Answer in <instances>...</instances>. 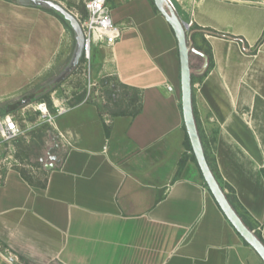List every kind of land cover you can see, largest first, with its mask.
Masks as SVG:
<instances>
[{"label": "crops", "instance_id": "obj_1", "mask_svg": "<svg viewBox=\"0 0 264 264\" xmlns=\"http://www.w3.org/2000/svg\"><path fill=\"white\" fill-rule=\"evenodd\" d=\"M110 9L122 31L114 44L93 47V79L139 93L141 108L104 119L87 100L70 104L69 122L55 123L66 148L44 187L17 169L0 171V264H264L220 209L186 145L171 26L151 0ZM184 14L193 46L205 40L213 57L205 74L203 62L195 69L190 58L196 112L214 138L207 140L213 168L264 240V36L257 44L264 6L197 0ZM66 42L56 14L0 0V104L48 72Z\"/></svg>", "mask_w": 264, "mask_h": 264}, {"label": "rangeland", "instance_id": "obj_2", "mask_svg": "<svg viewBox=\"0 0 264 264\" xmlns=\"http://www.w3.org/2000/svg\"><path fill=\"white\" fill-rule=\"evenodd\" d=\"M10 1L18 2L20 0ZM55 1L62 4L73 14H85V0ZM118 1L121 0H107L109 8L113 2ZM174 2L178 15L181 19H183V17H185L184 10L182 9L181 5H179L176 1ZM192 27L193 25L190 27L189 32ZM66 37L68 42H66L62 48V51L58 55L54 66H52L48 72L32 81L28 88L20 92V94H18L15 98L6 99L2 105L0 104V107H9L11 109L15 107V109H13L11 112L15 114L18 120H20V124L24 129V134L18 137L19 140L17 145H15L13 142L11 143L14 146L15 151L18 153V156H14L16 161L12 162L11 168L21 170L28 177H30L32 182L37 184L45 181L47 174L46 171L49 165L54 166L55 162L52 160L53 155L64 154L66 141L63 137L61 138L58 136L56 127L58 126L61 129L64 124L69 122L70 115L74 113L69 112L66 114L63 113L64 115H57L53 99L59 100V102L63 101L62 105L68 106L77 94L84 92L86 96L88 89H90V95L87 99V102L95 104L102 113V118L104 119H109L111 116L109 111H113L119 107L114 104L115 99H119L117 100L120 103L119 105L127 112L133 111L136 108V104H128V101L119 98L120 93L118 92L115 94V96L113 95L115 98L109 101L107 100L106 93L104 91L108 88V86L110 87L113 85V81L105 83L107 84V87L106 85H102V88L98 87L100 84H96L95 86L89 85L90 83L94 82L92 74V63L94 62L92 53L93 47L91 48L92 55L89 62L82 60L81 58L78 66L71 73L67 74L63 79H59L60 74L68 66L75 47L74 33L72 29L68 28L67 26ZM190 58L197 59L195 62H193L194 64H192L195 69L200 66L201 62H203V58L197 57L192 52L190 53ZM58 63L59 66H57ZM23 101H25V103H23ZM40 101H45L47 103L49 111L55 117L54 125L50 124L48 121H42V118H40V113L33 109L32 105H35ZM23 118L25 119V122H21ZM39 135H41V138H39ZM205 137L209 143H212L211 137L207 135H205ZM4 147H6V144H0V157L5 154V150H3ZM209 149V154H211L210 146ZM5 167L6 166L3 163H0V171L5 169ZM162 171H165V169Z\"/></svg>", "mask_w": 264, "mask_h": 264}, {"label": "water", "instance_id": "obj_3", "mask_svg": "<svg viewBox=\"0 0 264 264\" xmlns=\"http://www.w3.org/2000/svg\"><path fill=\"white\" fill-rule=\"evenodd\" d=\"M23 4L52 8L62 18L68 22L75 37V47L68 66L60 74L59 79H63L71 73L79 64L82 58L84 35L80 23L76 16L62 4L55 0H20ZM156 9L166 19L171 26L177 40L179 60H180V82H181V107L185 130L194 154L196 163L200 169L204 182L219 205L220 209L230 221L235 230L243 240L248 243L264 262V243L258 238L255 232L250 229L242 220L240 215L231 205L224 189L220 186L213 171L211 170L204 148L197 129L193 111V89L192 71L190 67V52L196 53L203 58L201 71L207 68L208 60L206 54L193 47L191 32L187 30V23L179 17L176 11L167 3L166 0H152ZM25 103V101H23ZM53 160L56 155H53ZM52 167V166H51Z\"/></svg>", "mask_w": 264, "mask_h": 264}, {"label": "built area", "instance_id": "obj_4", "mask_svg": "<svg viewBox=\"0 0 264 264\" xmlns=\"http://www.w3.org/2000/svg\"><path fill=\"white\" fill-rule=\"evenodd\" d=\"M167 3L177 12L175 5L176 1L181 5L184 11L189 10L194 6L197 0H166ZM230 2L238 3H248L253 5L264 6V0H226ZM84 15L74 14L78 19L80 26L84 35V46L82 52V59L85 61H90L91 58V48L94 46H100L103 44L112 45L120 37L122 31V25L115 23L111 16V9L108 6L107 0H85L84 1ZM180 17V16H179ZM185 21V20H184ZM187 23V30L192 26V20L185 21ZM90 86H95L96 83H90ZM166 88L171 91L172 86L166 85ZM90 95V89L84 98L87 100ZM57 101V103H56ZM54 106L56 108L57 115L63 114L69 109L68 106L62 105L63 101L54 100ZM35 111L40 113V118L42 121H48L50 124L54 125L55 117L51 114L48 109L47 103L45 101L37 102L32 105ZM25 122L23 118L21 122ZM58 132L59 137H63L62 134ZM24 134V129L20 124V120L12 112H5L0 114V144H6L3 150L5 154L0 157V163H3L6 167L11 168L12 162L16 161L15 148L11 144L12 141ZM2 150V151H3ZM4 152V151H3ZM57 157V156H56ZM2 173H0V178H2ZM7 259L10 262L16 260V256L10 252L6 254ZM22 264V263H21Z\"/></svg>", "mask_w": 264, "mask_h": 264}, {"label": "trees", "instance_id": "obj_5", "mask_svg": "<svg viewBox=\"0 0 264 264\" xmlns=\"http://www.w3.org/2000/svg\"><path fill=\"white\" fill-rule=\"evenodd\" d=\"M152 1V0H151ZM37 7H41V6H37ZM41 8H44L54 14H56L58 17H60L62 19V21L66 24V26L68 28L69 25L67 23V21H65L62 16L60 14H58L55 10H53L52 8H47V7H41ZM193 25V24H192ZM263 36H264V33L262 35V37L258 40L257 44L260 43L263 39ZM193 40V37L191 38ZM193 47H195L197 50L203 52L204 54H206L207 56V60H208V65H207V68L204 70L203 74H205L212 66H213V57H212V52H211V48L210 46L207 44V42L204 40L202 41V43L200 44H196L194 45ZM191 53V52H190ZM193 53V52H192ZM198 55V54H197ZM200 56V55H199ZM83 60V59H82ZM194 76H192L191 78V81H192V84L194 83ZM105 84V83H104ZM105 86V85H104ZM107 87V85H106ZM119 91H122V92H119ZM106 93V98L107 100H111L113 98H115V94L120 93V96L119 98L125 100V101H128V104H136V108L135 110L133 111H130V112H127L126 110H123L121 108V106L119 105V99H115V102L114 104H116L117 106H119L117 109L113 110V111H109L110 114L112 115H122V114H129V115H134L136 114L140 108H141V97L139 95V93H133V94H128V89L125 85H122L118 82H113V85L112 86H108L107 89H105L104 91ZM114 95V96H113ZM85 98V93L82 92L80 94H78L72 101H71V106H73L74 104H77L79 102H81L83 99ZM15 109V107L13 108ZM13 109L7 107V108H0V114H3L5 112H11L13 111ZM193 111H194V116H195V121H196V125H197V129H198V132H199V136H200V139H201V142H202V145H203V148H204V153H205V156L207 158V161H208V164L211 168V170L213 171L216 179L218 180L220 186L222 187V189H229L230 187L224 185L220 180H219V177L216 173V171L214 170L213 168V158L210 156L209 154V151H208V147H209V144H208V141L206 140V137L204 135V132H203V129L201 127V123H200V120L198 118V115H197V112H196V107L194 105V99H193ZM106 127V130H107V126L105 125ZM39 138H41V135H39ZM18 138L14 139L12 142L15 143V145H17V142H18ZM185 141H186V145L188 146L189 150L191 151V157L193 159H195L194 157V154L192 153V149H191V145H190V142H189V139H188V136H187V133H186V138H185ZM212 142H214V138H212ZM26 149V148H25ZM28 154V153H27ZM29 155V154H28ZM18 156V153L15 151V157ZM185 160H186V155H182V157L180 158V161H179V167L181 168L184 163H185ZM196 161V160H195ZM5 170V169H3ZM2 170V171H3ZM20 174L22 175V177H24L30 184H37V183H34L32 182V180L30 179V177H28L24 172H22L21 170H19ZM3 174V173H2ZM45 183H46V178H45V181L42 182V183H38L37 185L39 186H42L44 187L45 186ZM228 200L230 201L231 205L234 207L233 203H232V200H231V197H230V193H225ZM235 208V207H234ZM241 217V216H240ZM242 218V217H241ZM243 222L248 226V224L244 221V219L242 218ZM249 227V226H248ZM250 228V227H249ZM251 229V228H250ZM255 234L258 236V238L264 243V240L263 238L261 237V234L258 232V231H254Z\"/></svg>", "mask_w": 264, "mask_h": 264}]
</instances>
